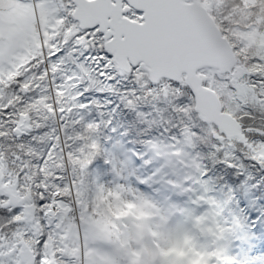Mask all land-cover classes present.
I'll list each match as a JSON object with an SVG mask.
<instances>
[{
	"label": "rangeland",
	"instance_id": "1",
	"mask_svg": "<svg viewBox=\"0 0 264 264\" xmlns=\"http://www.w3.org/2000/svg\"><path fill=\"white\" fill-rule=\"evenodd\" d=\"M198 1L207 10L220 33L230 42L233 51L234 46L237 47L246 59L241 62L234 52L236 66L244 71L238 79H232L228 73L219 74L211 68L200 69L199 77L206 87L218 95L223 110L235 118L236 115L239 117L251 112L258 128L264 129V81L249 75L259 73L264 76V32L248 22L251 18L243 19L245 14L238 15L243 20L235 21L231 17L235 9L224 5L222 0ZM45 3L46 0H40L34 7L24 0H0V108L11 106V119L8 123L0 120V128H11V124L16 123L21 114L27 113L33 129L18 144L22 150L33 148L38 153L33 161H28L23 167L11 164V170L6 168L0 154V185L12 188L22 198L24 205L29 202L36 210L32 222L16 223L12 227V239L0 248V257L6 258L0 259V264H8L9 260L15 264V250L12 252L15 255L5 256V253L13 249V245L21 239L27 238L33 242L35 236L40 235L45 230V224H48L47 209L51 202L42 206L44 216L47 217L42 223L39 215L41 206L37 210L29 194L31 187L36 188V185H32L36 180L32 172L38 170L44 174L40 183L38 181V188L51 186L54 189L53 195L63 197L53 200L56 212H59L55 222L63 224V232L54 236L56 228H50L41 249L43 255L47 250H52L53 264H56V248L67 254L63 264H81L82 257L85 264H212V257L216 255L214 252L218 251L210 247V244L202 243L210 232L209 225L212 226L216 221L214 217L199 214L196 206L199 194L207 191L208 185L204 181L202 183L192 179V173L196 170L194 156L189 153L178 154L182 145L170 137L168 129L174 124V116L179 120H192V95L186 89L180 91L163 82L150 94L137 97L138 103L133 109L125 106L120 96L116 98L109 89L92 88L83 96V100L95 99L96 104L76 115L79 106L74 101V93L69 91L63 71H57L50 65L41 66V61L45 59L42 48L60 34L63 25L62 17L48 15ZM228 16L232 18L229 21ZM50 20L53 22L49 23ZM72 31L71 27L64 28L63 39L66 40ZM80 39L83 40V37ZM33 57L39 59L29 64ZM62 67L66 70L70 64ZM257 67L260 69H255ZM45 68L48 70L47 75ZM53 75L65 83L55 86ZM140 75L148 78L146 70ZM19 76H23V79L17 81ZM245 80H249L250 84H246ZM17 83L19 89L16 88ZM96 83L90 82L86 87H94ZM146 83L147 80L138 81L140 86ZM23 86L30 90L26 96L19 93ZM126 86L134 87L131 83ZM173 90L185 99L183 103L176 100L173 106L175 113L170 116L171 107L168 112L164 108L175 99L167 97L175 92ZM15 92L17 95L19 93L20 98L15 96ZM111 95L126 108V113L116 107L108 108ZM100 106L104 108L102 111L97 109ZM138 112H143L144 117H139ZM175 123L180 125L179 121ZM199 130L212 132L210 135L222 143L224 152L228 151L226 147H233L232 142L229 143L231 146L224 144L225 139L213 126H199ZM3 135L0 131V138L4 140ZM188 137L193 140V147L196 146L198 135L192 132ZM49 141L63 142L65 147L52 153ZM146 141L154 142V146ZM248 142L249 137L245 135V143ZM67 144L75 161L69 156ZM101 145L106 146L102 159L94 165L87 163L95 155V148ZM211 145L215 147L217 144L211 141ZM253 150L258 158L264 160V145ZM14 157L18 160L17 156ZM42 157L44 162L40 163ZM71 162L74 163V170ZM13 167L16 169L13 170ZM61 168L65 171L66 184L63 183V187L54 184L53 177L47 181L48 173ZM88 172H91L92 179L88 178ZM17 173L20 177L15 180ZM73 176L79 179L78 191L74 190ZM66 185L70 200L66 199ZM212 194L215 195L216 191H212ZM87 197L88 205L84 203ZM5 200L0 199V205ZM96 204L100 207L96 219L87 221V216L83 215L88 214L89 209L95 211L93 207ZM21 211L8 218L19 217ZM249 215L242 207L235 220L237 226L246 223L245 229L252 226V241L231 242L236 244V249L230 243V248L226 247V243L223 247L229 251L226 256L229 259L225 264H264V236L255 230L257 217ZM110 216L128 225L127 231L121 236L118 235L119 231L109 236L111 230L105 221ZM220 221L226 220L223 217ZM201 224L207 226L200 230L198 225Z\"/></svg>",
	"mask_w": 264,
	"mask_h": 264
},
{
	"label": "snow or ice",
	"instance_id": "2",
	"mask_svg": "<svg viewBox=\"0 0 264 264\" xmlns=\"http://www.w3.org/2000/svg\"><path fill=\"white\" fill-rule=\"evenodd\" d=\"M24 2H30L35 7L40 3V0H24ZM113 3L116 7L100 19L96 17L99 15L100 8L108 5V0H96L95 5L86 4L84 0H46L44 4V7L49 10L48 15L50 17L63 18V25L60 34L50 39L47 45L42 48L45 59L41 61V66L50 65L51 68L57 71H63L67 77L69 91L74 93V101L79 106L76 109V115H80L82 110L88 109L90 105L96 104L95 99L91 101L83 100V96L92 88L113 89L117 83L133 84L134 87L126 88L120 93V100L125 106L133 109L137 106V97L142 94H150L164 81L180 91L187 88L174 75H160L159 78L148 79L147 76L140 74L145 72L142 65L148 58L167 54L181 39L186 37L190 27L189 0H113ZM81 7L93 22L81 25L80 17L73 13L74 9ZM108 7H111V5H108ZM52 22V20L49 21V23ZM37 27L39 28L38 23ZM69 27L73 31L65 40L63 39V29ZM81 37H83V40L80 39ZM41 38H43V34H41ZM117 53L127 60L129 65L127 72L117 70L115 59ZM37 59L39 57H33L28 63L34 64ZM64 64H70V67L64 70L62 67ZM57 65L61 67L58 68ZM45 74H48L47 68H45ZM249 75L252 78L259 77L261 81H264V76H260L259 73H250ZM21 79H23V76L17 77V81ZM52 80L55 86L65 83L63 79L55 75L52 76ZM139 80H147V83L140 86L138 85ZM90 82L98 83L94 87H86ZM229 87H232V85H229ZM16 88L19 89V83L16 84ZM188 90L190 91V89ZM138 91L139 95L137 94ZM177 99L183 103L185 97L178 96ZM237 102H239V99ZM137 115L144 117L145 114L138 112ZM10 119L11 106L0 108V120L8 123ZM2 130L0 128V131ZM193 131H198V129H193ZM21 135H24V133H21ZM181 135L182 131L179 129V137ZM245 135L249 137V142H240L244 151L237 153L233 150L234 154L232 156L222 159L223 163L235 167L240 164L241 159L256 161L252 159L250 154L246 155L245 152L251 153L253 148L264 145V139L253 138L254 136L264 137V129L257 130L255 125H249L245 130ZM173 138L177 139L176 137ZM146 143H152L154 146L152 141H146ZM49 147L52 153H56L61 151L65 145L63 142L49 141ZM43 162L42 157L40 163ZM259 165L264 166L261 163ZM203 171H206V169L202 168L200 172ZM40 178L43 179V173H41ZM75 178L73 176V179ZM52 180L54 184L63 187L65 182L64 169H56ZM67 182L71 183L70 181ZM38 191L41 195L37 198L36 203L40 206L55 199H63L59 194L53 195L54 189L51 186L39 187ZM4 198H6L5 195L0 193V199ZM20 211L21 205H15L11 208L0 205V216L10 217ZM39 215L41 222L44 223L47 217L44 216L43 207L40 208ZM12 223H20V221H13ZM51 227L52 225L45 224V230L38 236L34 264H39L40 257L43 255L41 249ZM12 255H15V253ZM216 255L220 256L219 260L216 259ZM216 255L212 257V264H225L229 259L224 255L222 247ZM0 259L6 258L0 257ZM8 264H12V261L9 260ZM81 264H85L83 257L81 258ZM237 264H240V262H237Z\"/></svg>",
	"mask_w": 264,
	"mask_h": 264
},
{
	"label": "trees",
	"instance_id": "3",
	"mask_svg": "<svg viewBox=\"0 0 264 264\" xmlns=\"http://www.w3.org/2000/svg\"><path fill=\"white\" fill-rule=\"evenodd\" d=\"M222 1H224V5H226L227 7L231 9H235L233 16L230 15L232 18L235 19V21L237 20L241 21L249 17V19L250 18L251 19L248 22L256 25L257 30L264 32V0H253V2H250V0H222ZM241 14H245V17L240 20L239 17L241 18L242 16L238 17V15ZM232 18L228 16L227 20L229 21V19ZM234 48H235L234 52L236 53L238 60L240 61L242 60L241 62H245L246 59H244L241 56L242 52H240L237 47L234 46ZM258 68L260 69V67H257L255 69ZM126 85L127 84L117 83L113 89H109V90L111 92H114L113 94L116 96V98H118L120 96V93L126 88H128ZM186 90L188 94H190L188 88H186ZM18 95L15 92V96L17 98H20V95L19 96ZM167 97L175 98L164 108L167 111L168 108L171 107V109L169 110L171 116L175 113V109H173V106L176 105L175 102L176 100H178L177 99L178 93L175 91L173 92V94H170ZM109 101L110 104L108 108L112 109L116 107L119 108L123 113L127 112L126 108L121 106V103L113 98V95H111ZM97 109L102 111L104 108L100 106L97 107ZM191 110H192L191 112L192 120L191 119L187 121L179 120L175 116L173 117L174 124H172L171 127H168L169 135L170 137H172V139H174L173 137H176L177 138L176 140L181 143L182 148L178 152L179 155L182 154L187 155L189 153L190 155H193L195 157L193 164L195 165L196 170L195 173H192V179L194 181H201V182L204 181L206 182L204 184L208 185L206 186L208 190L203 192V194H199L201 200L200 199L198 200L199 202L196 206L198 207L197 210L199 211V214H203V216L205 217H210V218L214 217V220L216 222L212 224V226L208 224L210 232L208 234V237L204 241L205 243L203 242L202 245L210 244V247L217 249V251H219V249L222 247L224 250V255L227 256V252L229 251L223 247L226 245V243H227L226 247L230 248L231 242L246 243L247 241L249 243L252 241L253 238L252 226L251 228L248 227L245 229V225L247 224L243 222H242L243 223L242 226L240 225L237 226V221L235 220V217L237 216L238 213H240V209H242V207L245 213L257 217L258 223L255 226L256 227L255 230H257L258 234L264 236V166L259 165V163L264 164V160L258 158L256 151L252 149L251 153L245 152V154L246 155L250 154L252 159L256 160L257 162L251 159H241L240 164L235 167H230L229 165L223 163L222 159L224 157H230L234 154L233 150H235L237 153L244 151V149L241 146V143H239L236 140L231 141L233 143V147H226L228 151L224 152L222 143L218 139H215L212 135H210L212 132L199 130V126L210 127V128L211 126H207L201 122L199 117L193 111L192 103H191ZM236 118L239 122H242L245 128H247L249 125H255L256 128L259 129L256 122L254 121V118L252 117L251 112L246 114L243 113V116H239V117L238 115H236ZM176 121H179L180 125H177L175 123ZM12 125L13 123L11 124V128ZM11 128L9 126H5L2 130V133H4L3 137L5 139L3 140L2 138H0V147H1L0 154L8 170L12 169V166H10L11 164L15 163L17 167H23L25 164L27 165L28 161H33V157H37L38 155V153H36L33 148L32 150L20 149L19 146L20 144H18L19 142H16L11 138V134H10ZM179 129H181L182 131V135L180 137H179ZM193 129H198V131H193ZM192 132H195L198 135V141L196 143V146L194 147H193V140H191L188 137V135H192ZM256 138L264 139V137H256ZM211 141H213L217 145L215 147L213 145L210 146ZM229 143L230 142L226 141L224 144L228 145ZM66 149H68V152H70L69 144H67ZM104 149L106 150L105 145L104 146L101 145L99 147L97 146L94 150L95 155L94 156L92 155V159L90 158L89 160H87V163L94 165L96 161L101 160ZM42 155L45 156V154ZM14 156H17L18 160ZM69 156L73 158L75 161L74 154L70 152ZM71 163H72V168L74 170V163L73 162ZM202 168L206 169V171L200 172L202 171ZM14 169L16 168L13 167V170ZM32 173L34 177H36V180L33 181L32 185H36V188L33 189L31 187L29 194L30 197L33 198L35 201L34 204L36 206V209L39 210L40 205L36 203V200L41 195V193L38 191V186H39L38 181L40 183L41 181L40 177L42 172L38 170ZM54 175L55 172L48 173L49 178L47 181H51L50 178L54 177ZM19 177L20 174L17 173L15 180H18L17 178ZM88 178L92 179L91 172H88ZM78 180L79 179L76 177L73 181L75 191H78L77 188ZM64 183L66 184V181ZM212 191H216V194L213 195ZM65 195H66V199L70 200L69 190L67 185L65 187ZM88 201L89 198L87 197L84 200V203L88 205L89 204ZM93 208L95 211L89 209L88 214L83 215V217L87 216V221L88 219L90 220L91 219L94 220V218L96 219V215L99 213V211L97 210L100 207L97 206V204ZM216 214L219 220H217L218 218H216ZM223 217L224 220L226 221L221 222L220 220ZM13 219L14 218L9 219L6 216H0V242L5 243L8 240L12 239V227L14 226V224L12 223ZM105 224L107 225L109 231L111 230L110 232H108L110 234L109 235L110 237L116 234L118 231H119L118 235L121 236L128 229L127 224L121 221V219L118 220V218L114 216L108 217L105 221ZM204 226L207 225L201 224L198 225V228H200L201 230L202 227ZM249 232H251V237L249 236ZM37 239L38 237L34 241H37ZM224 240L227 241L225 242ZM231 246L233 249L237 248L236 244L235 245L231 244ZM214 253L217 254L216 251ZM66 256L67 254H65V252L60 251L57 248L55 249L54 259L56 264H63L66 259ZM216 256L219 260L220 256L218 255Z\"/></svg>",
	"mask_w": 264,
	"mask_h": 264
},
{
	"label": "water",
	"instance_id": "4",
	"mask_svg": "<svg viewBox=\"0 0 264 264\" xmlns=\"http://www.w3.org/2000/svg\"><path fill=\"white\" fill-rule=\"evenodd\" d=\"M86 4L95 5L96 0H84ZM111 5V7H108ZM108 5H104L99 10L97 19L102 18L107 12L116 7L113 0H108ZM190 27L186 37L181 39L174 48L167 54L160 57H150L142 65L148 73L149 79L159 78L160 75H174L182 80L190 89L194 100V111L205 124H213L218 132L226 140L237 138L240 142H245V130L228 113L222 111L221 103L216 93L203 86L201 79L197 75V70L208 67L216 69L219 74L230 72L235 65L233 50L225 37L208 14L207 10L197 1L189 0ZM73 13L80 17L81 25L93 22L83 10L77 8ZM116 66L119 71L127 72V60L117 53ZM232 77H240L241 70L231 73ZM28 90L22 89L26 94ZM32 130L30 118L23 114L12 129V135L16 140L27 136ZM24 133V135H21ZM0 191L6 197L3 206L12 207L20 205L22 198L18 197L12 188L0 186ZM34 218V207L23 205L22 215L14 221L20 223L32 222ZM16 264H33L32 252L23 241H20V249L17 253Z\"/></svg>",
	"mask_w": 264,
	"mask_h": 264
},
{
	"label": "bare ground",
	"instance_id": "5",
	"mask_svg": "<svg viewBox=\"0 0 264 264\" xmlns=\"http://www.w3.org/2000/svg\"><path fill=\"white\" fill-rule=\"evenodd\" d=\"M18 197H20L19 195H18ZM21 198V197H20ZM29 201V200H28ZM23 202V201H22ZM29 205H32L31 203H29V202H27ZM21 205V208L23 209V203H21L20 204ZM33 206V205H32ZM57 210H56V207H55V203H54V201L52 200L51 201V204L49 205V208L47 209V215H48V224L49 225H52V229H55L54 230V236H58L61 232H63V224L60 222V224H57L56 222H55V219L57 218V214L59 213V212H56ZM45 256H46V254H44V255H42L41 256V260H39V264H53L52 262H53V257H52V259L50 260H47L46 262H45ZM55 258V257H54Z\"/></svg>",
	"mask_w": 264,
	"mask_h": 264
},
{
	"label": "flooded vegetation",
	"instance_id": "6",
	"mask_svg": "<svg viewBox=\"0 0 264 264\" xmlns=\"http://www.w3.org/2000/svg\"><path fill=\"white\" fill-rule=\"evenodd\" d=\"M248 81V80H247ZM2 247V244H0V248ZM17 248H18V244H14L13 245V249L12 250H15L16 252V255H17ZM29 248L32 250V253L34 255V261H35V257H36V249H35V246H33L32 244H30ZM11 255V254H10ZM8 255V256H10Z\"/></svg>",
	"mask_w": 264,
	"mask_h": 264
}]
</instances>
